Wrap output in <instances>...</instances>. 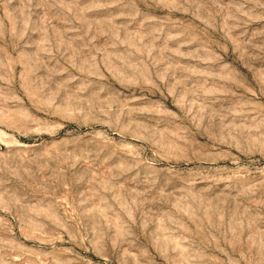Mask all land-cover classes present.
<instances>
[{"label":"rangeland","instance_id":"374dc122","mask_svg":"<svg viewBox=\"0 0 264 264\" xmlns=\"http://www.w3.org/2000/svg\"><path fill=\"white\" fill-rule=\"evenodd\" d=\"M0 264H264V0H0Z\"/></svg>","mask_w":264,"mask_h":264}]
</instances>
